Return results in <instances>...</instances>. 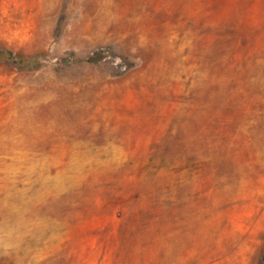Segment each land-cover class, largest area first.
Segmentation results:
<instances>
[{
  "label": "rangeland",
  "instance_id": "1",
  "mask_svg": "<svg viewBox=\"0 0 264 264\" xmlns=\"http://www.w3.org/2000/svg\"><path fill=\"white\" fill-rule=\"evenodd\" d=\"M0 50V264H264V0H0Z\"/></svg>",
  "mask_w": 264,
  "mask_h": 264
},
{
  "label": "trees",
  "instance_id": "2",
  "mask_svg": "<svg viewBox=\"0 0 264 264\" xmlns=\"http://www.w3.org/2000/svg\"><path fill=\"white\" fill-rule=\"evenodd\" d=\"M0 59H4V58H7L6 60L7 61H13L14 63H16V60L15 59H13L7 52H5V51H2V50H0ZM3 55V56H2Z\"/></svg>",
  "mask_w": 264,
  "mask_h": 264
},
{
  "label": "bare ground",
  "instance_id": "3",
  "mask_svg": "<svg viewBox=\"0 0 264 264\" xmlns=\"http://www.w3.org/2000/svg\"><path fill=\"white\" fill-rule=\"evenodd\" d=\"M60 102V101H59ZM67 104V103H66ZM66 110V109H65ZM53 115V114H52ZM58 115V114H57ZM60 120V119H59ZM49 126V125H48ZM32 206V205H31Z\"/></svg>",
  "mask_w": 264,
  "mask_h": 264
}]
</instances>
